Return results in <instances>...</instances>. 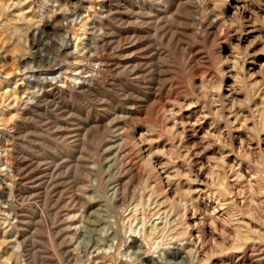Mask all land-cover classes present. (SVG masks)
<instances>
[{
    "label": "rangeland",
    "instance_id": "1",
    "mask_svg": "<svg viewBox=\"0 0 264 264\" xmlns=\"http://www.w3.org/2000/svg\"><path fill=\"white\" fill-rule=\"evenodd\" d=\"M145 249L264 264V0H0V264Z\"/></svg>",
    "mask_w": 264,
    "mask_h": 264
},
{
    "label": "bare ground",
    "instance_id": "2",
    "mask_svg": "<svg viewBox=\"0 0 264 264\" xmlns=\"http://www.w3.org/2000/svg\"><path fill=\"white\" fill-rule=\"evenodd\" d=\"M67 30V29H66ZM69 32H71V31H69ZM66 36H67V38H68V40L70 41V40H72V36L69 34V33H66ZM149 168L150 169H154L152 166H149ZM241 178V177H240ZM244 180V179H243ZM246 192V195H248L249 196V198H250V201H251V203L252 204H254V203H256L255 202V199H256V194L254 193V191H253V189H252V186H251V184H248L246 187H245V190H244V192L243 193H245ZM245 195V196H246ZM218 198V197H217ZM217 201H220L221 202V200L220 199H217ZM227 220L228 221H232L233 219H231L230 218V216L227 218ZM230 221V222H231ZM257 230H259V231H261L259 228L257 229ZM256 230V228L254 229L252 226H248V225H244V224H242V223H239V224H237V231L236 232H238L239 233V242L237 243V245L238 244H241V243H244V242H247L248 240H255L256 241V239H257V237H258V234H259V232ZM260 235V234H259ZM143 235L141 236L140 235V237H137V236H135V238H133V241L134 242H136V241H138V242H141V241H139V239H142L143 240ZM188 240V239H187ZM186 240V241H187ZM193 241V240H192ZM139 244V243H138ZM176 244V243H175ZM191 244V243H190ZM193 244V243H192ZM96 245H98V244H96ZM140 245H141V243H140ZM185 245H187L186 244V242H185ZM195 245V244H194ZM242 245V244H241ZM189 246V245H188ZM193 246V245H192ZM186 247V246H185ZM184 247V248H185ZM178 249V248H177ZM185 249H187V248H185ZM189 249V248H188ZM192 252H191V250H188L187 251V255H189L190 256V254H191ZM165 254L168 256V255H170V254H173V256L174 257H176L177 255H179L182 259H184L185 258V256L184 255H181V250L180 249H178V250H169V251H165ZM171 256V255H170ZM250 257L251 256H249V255H246L245 257H244V259H243V263H241V264H248V261L250 260ZM169 259V258H168ZM168 259L166 258V257H162L161 258V256H160V258H156V257H154L153 255H151L150 253H149V251L148 250H142V251H140V261L142 262L143 260H145L147 263H151V264H156V263H159V264H169L168 262ZM50 262V261H49ZM52 262V261H51ZM144 262V261H143ZM176 262V261H175ZM146 263V264H147ZM145 264V263H144Z\"/></svg>",
    "mask_w": 264,
    "mask_h": 264
},
{
    "label": "built area",
    "instance_id": "3",
    "mask_svg": "<svg viewBox=\"0 0 264 264\" xmlns=\"http://www.w3.org/2000/svg\"><path fill=\"white\" fill-rule=\"evenodd\" d=\"M99 69H100V65H99L98 63H95V64L92 66L91 76H92V77L97 76V72L99 71Z\"/></svg>",
    "mask_w": 264,
    "mask_h": 264
}]
</instances>
